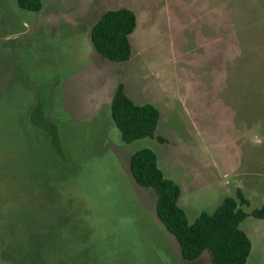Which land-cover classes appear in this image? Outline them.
Masks as SVG:
<instances>
[{
	"label": "rangeland",
	"instance_id": "obj_1",
	"mask_svg": "<svg viewBox=\"0 0 264 264\" xmlns=\"http://www.w3.org/2000/svg\"><path fill=\"white\" fill-rule=\"evenodd\" d=\"M41 1L0 0V264H211L183 259L156 193L134 180L143 148L180 186L189 222L241 189L247 264H264L251 214L264 206V0ZM122 7L137 27L130 59L113 62L91 32ZM120 84L158 108L155 137L124 142Z\"/></svg>",
	"mask_w": 264,
	"mask_h": 264
},
{
	"label": "trees",
	"instance_id": "obj_2",
	"mask_svg": "<svg viewBox=\"0 0 264 264\" xmlns=\"http://www.w3.org/2000/svg\"><path fill=\"white\" fill-rule=\"evenodd\" d=\"M17 1L25 9H42L41 0ZM253 25V22L248 23L249 27ZM136 27L137 16L132 9L122 7L107 10L92 28L91 38L95 49L113 62L129 60L133 49L131 36ZM111 110L124 142L156 136L160 120L158 108L149 103H135L122 84L114 94ZM38 120L47 125L43 127L47 130L49 126L46 120ZM158 139L165 141L161 137ZM130 169L137 184L156 193L157 216L178 240L184 260L195 261L208 252L211 264H247L253 245L241 227L249 216L244 210L249 201L241 189L237 190L236 196L224 198L214 212H202L194 222H189L180 204V186L165 176L154 150L143 148L136 151L131 157ZM251 214L264 219V206L253 210Z\"/></svg>",
	"mask_w": 264,
	"mask_h": 264
},
{
	"label": "crops",
	"instance_id": "obj_3",
	"mask_svg": "<svg viewBox=\"0 0 264 264\" xmlns=\"http://www.w3.org/2000/svg\"><path fill=\"white\" fill-rule=\"evenodd\" d=\"M131 162V161H130Z\"/></svg>",
	"mask_w": 264,
	"mask_h": 264
}]
</instances>
